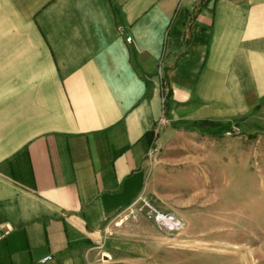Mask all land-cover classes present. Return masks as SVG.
Here are the masks:
<instances>
[{
  "label": "crops",
  "instance_id": "crops-1",
  "mask_svg": "<svg viewBox=\"0 0 264 264\" xmlns=\"http://www.w3.org/2000/svg\"><path fill=\"white\" fill-rule=\"evenodd\" d=\"M204 121L264 191V0H0V264L89 262L155 132Z\"/></svg>",
  "mask_w": 264,
  "mask_h": 264
},
{
  "label": "rangeland",
  "instance_id": "rangeland-1",
  "mask_svg": "<svg viewBox=\"0 0 264 264\" xmlns=\"http://www.w3.org/2000/svg\"><path fill=\"white\" fill-rule=\"evenodd\" d=\"M209 128L157 141L144 194L105 224L84 264H264L253 255L264 247L260 161L245 170L229 166ZM232 128L225 134L235 135Z\"/></svg>",
  "mask_w": 264,
  "mask_h": 264
},
{
  "label": "built area",
  "instance_id": "built-area-1",
  "mask_svg": "<svg viewBox=\"0 0 264 264\" xmlns=\"http://www.w3.org/2000/svg\"><path fill=\"white\" fill-rule=\"evenodd\" d=\"M120 32H121V29H120ZM126 42H130L131 41V38L130 37H126ZM163 96L165 97V91L163 90ZM232 130L233 131H236L237 129L235 128V127H233L232 128ZM159 129L155 132V135H156V137H154V141H153V146H152V148L150 149V151H149V153H148V158H151L152 157V154L158 149V147H156V144H157V136H158V133H159ZM229 134V133H228ZM174 225L175 226H178L179 225V222H175L174 223ZM52 258L50 257V256H48V257H45V258H43V259H41L40 261H39V263L40 264H45V263H47L48 261H50Z\"/></svg>",
  "mask_w": 264,
  "mask_h": 264
},
{
  "label": "trees",
  "instance_id": "trees-1",
  "mask_svg": "<svg viewBox=\"0 0 264 264\" xmlns=\"http://www.w3.org/2000/svg\"><path fill=\"white\" fill-rule=\"evenodd\" d=\"M163 86V85H162ZM163 88V87H162ZM167 97V95L165 96V98ZM165 102V106L164 108L167 107V104H166V100L164 101ZM200 126H204V127H213V123L211 122H208V121H204V122H201L200 123Z\"/></svg>",
  "mask_w": 264,
  "mask_h": 264
},
{
  "label": "water",
  "instance_id": "water-1",
  "mask_svg": "<svg viewBox=\"0 0 264 264\" xmlns=\"http://www.w3.org/2000/svg\"><path fill=\"white\" fill-rule=\"evenodd\" d=\"M8 227L2 228L0 230V237L7 231Z\"/></svg>",
  "mask_w": 264,
  "mask_h": 264
}]
</instances>
